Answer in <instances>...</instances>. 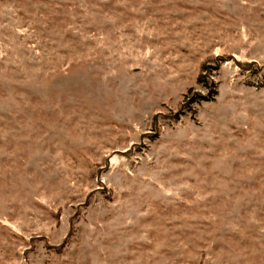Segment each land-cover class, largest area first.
Masks as SVG:
<instances>
[{
	"label": "rangeland",
	"instance_id": "rangeland-1",
	"mask_svg": "<svg viewBox=\"0 0 264 264\" xmlns=\"http://www.w3.org/2000/svg\"><path fill=\"white\" fill-rule=\"evenodd\" d=\"M0 264H264V0H0Z\"/></svg>",
	"mask_w": 264,
	"mask_h": 264
},
{
	"label": "water",
	"instance_id": "water-1",
	"mask_svg": "<svg viewBox=\"0 0 264 264\" xmlns=\"http://www.w3.org/2000/svg\"><path fill=\"white\" fill-rule=\"evenodd\" d=\"M237 65H239V64H237ZM240 66V65H239ZM241 67V66H240ZM241 68H243V67H241ZM250 68H248V70H249ZM132 150H133V148H131V149H129V150H127V151H117V152H119V153H122L124 156H128V155H130V153L132 152Z\"/></svg>",
	"mask_w": 264,
	"mask_h": 264
}]
</instances>
